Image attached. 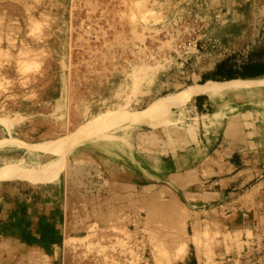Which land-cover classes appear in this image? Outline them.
I'll list each match as a JSON object with an SVG mask.
<instances>
[{"label": "rangeland", "instance_id": "1", "mask_svg": "<svg viewBox=\"0 0 264 264\" xmlns=\"http://www.w3.org/2000/svg\"><path fill=\"white\" fill-rule=\"evenodd\" d=\"M242 74L264 78V0H0V264H179L181 232L186 264H264V189L258 223L241 198L185 229L156 200L177 196L107 161L156 131L137 112L166 132L169 95Z\"/></svg>", "mask_w": 264, "mask_h": 264}, {"label": "crops", "instance_id": "2", "mask_svg": "<svg viewBox=\"0 0 264 264\" xmlns=\"http://www.w3.org/2000/svg\"><path fill=\"white\" fill-rule=\"evenodd\" d=\"M204 84L195 83L168 96L173 98L172 104L159 111L169 112L167 122L172 124L166 132H162L158 123L148 118V106L137 112L141 115L139 120L130 123L155 128L156 131L149 135L135 133L131 139L125 138L124 145L127 147L122 158L115 156L112 147H108L109 156L114 155L107 160L113 166L110 171L115 173L120 167L128 175L143 179L146 184L163 187L177 196L172 201L156 200L157 204L174 205L180 211L179 220L184 221L185 229L195 210L209 205L219 204V208L225 210L227 219L231 220L234 214H230V204L241 198L240 204L246 205V208L235 212L236 218L243 222L242 227L247 223H258L257 210L264 189L261 180L264 165L259 156L257 135L259 117L264 113L259 107L264 103V97H260L259 92L261 87L243 83L238 84L236 89L213 97L204 92H197L189 98L181 96L188 87H203ZM228 97L235 103L231 107L225 102ZM139 114L134 116L137 118ZM225 117L229 118L226 120ZM89 154L95 160H102L99 155H94L93 150ZM249 207L250 215H246L245 210ZM60 214L63 213L60 211ZM181 233L177 244L184 255L178 262L186 264V253L192 242L185 232Z\"/></svg>", "mask_w": 264, "mask_h": 264}, {"label": "bare ground", "instance_id": "3", "mask_svg": "<svg viewBox=\"0 0 264 264\" xmlns=\"http://www.w3.org/2000/svg\"><path fill=\"white\" fill-rule=\"evenodd\" d=\"M251 82L252 83L253 82H255V83H264V78L263 79H247V80H243V79H233V80H225L224 82L207 81V82H205V84H204L203 87L202 86L201 87H199V86L196 87V85H195V87H193V90L192 91H189V93L191 95H193V93L196 94L197 92H204V93H206L209 96H215L217 94L219 95V93L227 92V91L236 89V86H238V84H241L242 85L243 83L245 84V83H251ZM237 92H239V90ZM171 98L168 97V99H171ZM166 100H167V98H166ZM151 110L153 111V109H151ZM99 128H100V126H99ZM98 131H100V129Z\"/></svg>", "mask_w": 264, "mask_h": 264}, {"label": "trees", "instance_id": "4", "mask_svg": "<svg viewBox=\"0 0 264 264\" xmlns=\"http://www.w3.org/2000/svg\"><path fill=\"white\" fill-rule=\"evenodd\" d=\"M235 78H239V79H256L257 77L256 76H253V75H250V74H247V75H245V74H242V75H239V76H234L233 78L231 77V78H228V79H235ZM213 80H220V79H216V78H213Z\"/></svg>", "mask_w": 264, "mask_h": 264}]
</instances>
